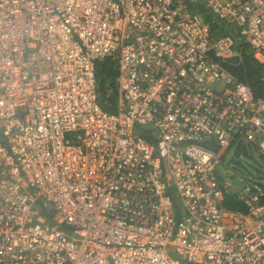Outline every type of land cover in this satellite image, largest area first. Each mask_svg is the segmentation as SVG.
Masks as SVG:
<instances>
[{
  "label": "built area",
  "instance_id": "2783aa9c",
  "mask_svg": "<svg viewBox=\"0 0 264 264\" xmlns=\"http://www.w3.org/2000/svg\"><path fill=\"white\" fill-rule=\"evenodd\" d=\"M204 1L211 17L0 0V264H264V181L224 168L239 145L264 155V93L227 67L242 38L264 62V0ZM108 57L117 112L98 97Z\"/></svg>",
  "mask_w": 264,
  "mask_h": 264
},
{
  "label": "trees",
  "instance_id": "16d2710c",
  "mask_svg": "<svg viewBox=\"0 0 264 264\" xmlns=\"http://www.w3.org/2000/svg\"><path fill=\"white\" fill-rule=\"evenodd\" d=\"M206 14L208 17L212 16L210 12ZM227 31V27L221 20L216 19L212 23V32L214 35L225 34ZM240 40L242 41V39ZM243 42V44H240L241 57L235 58V61L232 60V62L227 64V67L238 78L250 84L256 96H261L264 93V62L254 55L252 48L248 43L245 41ZM98 66L103 67H101L103 77L108 81L105 92L106 96L101 101L102 107L109 112H117L120 95L119 89L116 85L117 63L113 58L108 57L98 62L97 67ZM138 128L140 134L145 138L151 142L155 140L154 133L151 129L142 126H138ZM250 152H252V149H249L245 145H239L235 151L236 155L244 153L246 156L252 157ZM259 179L264 181V178ZM222 205L239 211H244L246 209L241 201L233 195L228 194H225V197L222 200Z\"/></svg>",
  "mask_w": 264,
  "mask_h": 264
},
{
  "label": "rangeland",
  "instance_id": "374dc122",
  "mask_svg": "<svg viewBox=\"0 0 264 264\" xmlns=\"http://www.w3.org/2000/svg\"><path fill=\"white\" fill-rule=\"evenodd\" d=\"M201 8L205 13H208L209 10L205 7V1L199 0ZM244 38L242 41L239 39V43L237 45V49L240 50V44H243ZM238 58V57H235ZM235 58L233 59L235 61ZM100 62V61H99ZM102 67V66H101ZM97 67L96 77L98 83V97L99 102L102 105V100L106 96V86L108 81L103 77L102 68ZM236 148L233 147L230 151H228L225 155L224 168L229 170V175L231 172H236L241 176H250L264 178V155L257 153L252 149V157L246 156V154L242 153L240 155H236ZM225 197V196H224Z\"/></svg>",
  "mask_w": 264,
  "mask_h": 264
}]
</instances>
